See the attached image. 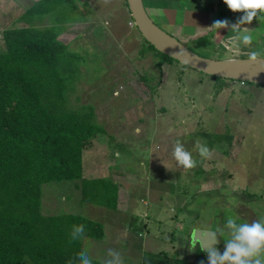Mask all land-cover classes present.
I'll return each mask as SVG.
<instances>
[{
	"label": "rangeland",
	"instance_id": "1",
	"mask_svg": "<svg viewBox=\"0 0 264 264\" xmlns=\"http://www.w3.org/2000/svg\"><path fill=\"white\" fill-rule=\"evenodd\" d=\"M36 1L0 0V49L4 46L3 30L29 24L22 16ZM78 2L83 19L68 24L60 36L84 59L81 80L70 91L69 99L76 108L93 105L98 123L106 130L84 149V176L115 180L112 178L115 170L134 175L130 182L138 184L134 194L138 202L146 183L159 185L160 189L152 192L154 198L164 189L176 190L173 184L189 193L184 194L189 206L186 209H176L173 201L154 202L148 208L142 200L140 212L134 214L142 227L138 231L133 229L119 246L131 241L138 246L143 239L149 240L150 248L144 250L146 259L153 258L151 253L161 248L171 258L187 260L188 253L180 246V229L171 219L176 215L180 220L194 219V227L206 220L214 231L226 233L224 241L234 239L241 246L252 242V236L264 232V84L223 78L226 82L221 85L214 76L179 61L161 68L159 57L152 51L142 54L148 41L128 14L125 0ZM146 9L161 28L200 55L234 57L227 53L229 44L223 42L225 36L235 33V23L219 22L202 36L199 44L194 40L187 43L185 40L190 39L184 38L183 33L196 30L194 25H169L160 21L148 6ZM240 12L241 18L234 21L249 22L238 36L241 49L264 57V0H247ZM54 19L37 16L33 23L45 27L53 24ZM228 134L234 135L230 145L227 139H220ZM154 161L163 164L166 172L160 167V171L156 166L151 168ZM189 182L193 185L186 187ZM76 183L77 180H62L44 184L43 212L80 214L96 221L104 217L105 221V215L92 210L98 205L80 198L81 189ZM144 219L149 220L150 226L146 238L138 235L144 233ZM100 240L82 237L88 257L100 259L103 251ZM192 245L196 260L198 245L193 242ZM119 250L115 255L109 250L102 254L117 258ZM216 257L219 254L215 253V261ZM160 258L165 262V257ZM225 259L219 260L228 264L229 259Z\"/></svg>",
	"mask_w": 264,
	"mask_h": 264
},
{
	"label": "trees",
	"instance_id": "2",
	"mask_svg": "<svg viewBox=\"0 0 264 264\" xmlns=\"http://www.w3.org/2000/svg\"><path fill=\"white\" fill-rule=\"evenodd\" d=\"M78 1L37 0L22 16L29 24L3 30L0 264H105L88 257L82 242L84 236L103 238L100 222L80 214L43 212V185L62 180H77L83 201L111 209L118 206L115 180L84 176V149L106 130L98 123L93 105L76 108L69 99L81 80L84 59L60 36L68 24L83 19ZM235 2L243 12L247 0ZM125 6L132 16L127 0ZM37 16H54L55 22L39 27L33 23ZM146 51L159 57L161 68L177 61L149 42L141 50L142 54ZM214 78L221 85L226 82ZM233 137L228 134L220 139H227L230 145ZM164 259L162 264H190L176 256ZM194 264H211L201 247Z\"/></svg>",
	"mask_w": 264,
	"mask_h": 264
},
{
	"label": "crops",
	"instance_id": "3",
	"mask_svg": "<svg viewBox=\"0 0 264 264\" xmlns=\"http://www.w3.org/2000/svg\"><path fill=\"white\" fill-rule=\"evenodd\" d=\"M143 1L145 7L148 6L149 9L154 11L155 16H157L158 19H160V21L164 20V22L168 23L169 25L179 24L181 27L194 25L196 30L190 31V33H183L184 38L190 39L189 41L185 40L187 43H190V41L194 40L195 43L197 41L199 44L203 38L202 36L205 33L212 31L218 25L219 22H222L223 24L235 23L234 24V27L236 28L235 33L225 36V40L223 42L224 45L229 44V50L228 48H225V50H228L227 53L233 55L234 57H229V58L224 57L221 59H230L235 57L264 58L259 55H250V52L241 49L240 47L241 40L238 39V36L239 34H242L243 28L246 27L249 24V22L246 19L245 20L241 19L242 21H240L239 23L234 21L235 19H240L241 18L240 16L242 15L241 12H240L241 14L239 13L240 8L236 4L235 0H143ZM216 19L219 20L217 21ZM192 34L194 35L192 36ZM233 53H238V55ZM154 162L155 164L151 168L155 169L156 166L157 169L158 167H160L163 171L166 172L165 166L163 164L161 163L157 164L156 161ZM160 168H158L159 171ZM113 172L114 173L112 174V178H116L117 180L115 179V181L119 184V199H118L117 208L111 209L101 205H98L99 208L97 209L92 208V210L97 211L100 214V216H104V215L106 216L105 221H104V217L103 219H101V221L100 219L99 221L97 220L103 225L105 229V233L103 238L100 240L102 242L101 247L103 248V251L100 253L101 255L100 259H96V260L101 261L102 263L105 264H162L163 260L160 257L168 258L170 257V254L165 250H161L160 248L158 249L159 250L158 252L151 253L154 255L153 258L146 259L144 250L150 248L149 240L143 239V242L139 243L138 246H136L135 244L133 245V241L127 242V245H125L124 247L119 246V243H121L123 239L128 238V236L130 235L133 229H136L138 231L142 227L139 224H137L136 219L134 218V214L140 212V202L144 201L143 203L147 205L149 208L151 204L154 202L164 203L167 201H173L174 206L176 205V209L177 207L178 208L185 207L186 209V207H189L186 200V195H189L188 191L186 190L180 191L177 188H181V187H178L177 185L173 184V188L176 187V190L170 188V190L167 191L164 189L163 190L164 192L160 193L157 196V198H154L152 197L153 194L152 192L153 190L155 191L157 189L159 190L160 189L158 188L159 185L146 183V185L144 184L142 185L144 192H143V196L138 202L134 196L135 188H137L138 184L134 185L132 184V182H130L131 177H135V176L116 170ZM93 178H100V176L97 177V175L96 176L94 175ZM177 180L178 178L176 179V181ZM159 183H161V181H159ZM189 184L193 185V183L189 182L185 184L186 187H189ZM76 187H78L77 183H76ZM79 196L82 199L81 190ZM169 205L170 204L167 203V206ZM172 209L174 208L172 207ZM144 215H146V213ZM108 216L109 218H107ZM148 217L149 216H147V218ZM171 219H173L176 226L178 225L180 229L181 232L180 246L185 249V252L188 253L187 260L189 261L190 264H194V262L196 261L194 260V255H192L194 251V247L192 245L193 242L192 233L195 228L192 225V222L194 219L187 220L186 218V221L184 219L180 220L178 219V215L171 216ZM156 221L162 223L161 220L156 219ZM208 224L209 223L206 220H203L201 225H197V226L201 228H209ZM142 225H143L144 233L140 232L138 235L139 237L146 238L148 235L147 231L150 227L149 220L147 219L142 220ZM217 234L219 236V241H220V252L218 253L219 257H216L218 259L217 261H215L216 259L213 258L215 256V253L209 254L210 256L209 262L211 264H220L224 262L223 260H219V259L220 258L225 259L226 256H227L226 259H229L228 264H264V256L263 257L259 256L260 253H264V242L262 240V237H264V232L258 233L259 237L256 235H254V237L252 236L251 237L252 239L250 240L252 242L243 243L244 246H241L240 244H235L234 239H229L227 241H224L225 240L224 236H226V233L220 234L217 230ZM187 237L188 240L186 239ZM108 241H110L109 244ZM184 241H185V246H184ZM196 244L199 246L198 243ZM136 249L138 250L137 254H136ZM106 250L112 251V253L114 252L113 253L114 255L116 254L115 252L119 250L120 251L119 257L115 258L114 256L112 259L108 258L105 253L102 254Z\"/></svg>",
	"mask_w": 264,
	"mask_h": 264
},
{
	"label": "water",
	"instance_id": "4",
	"mask_svg": "<svg viewBox=\"0 0 264 264\" xmlns=\"http://www.w3.org/2000/svg\"><path fill=\"white\" fill-rule=\"evenodd\" d=\"M127 3L139 32L159 52L214 77L264 84V58L218 59L202 56L161 28L149 15L143 0H127ZM192 241L199 244L206 256L220 252L219 236L213 229L195 227Z\"/></svg>",
	"mask_w": 264,
	"mask_h": 264
},
{
	"label": "flooded vegetation",
	"instance_id": "5",
	"mask_svg": "<svg viewBox=\"0 0 264 264\" xmlns=\"http://www.w3.org/2000/svg\"><path fill=\"white\" fill-rule=\"evenodd\" d=\"M208 227H209V228H213L212 225H209V224H208ZM198 247H199V246H198ZM198 247H197V249H198Z\"/></svg>",
	"mask_w": 264,
	"mask_h": 264
},
{
	"label": "built area",
	"instance_id": "6",
	"mask_svg": "<svg viewBox=\"0 0 264 264\" xmlns=\"http://www.w3.org/2000/svg\"><path fill=\"white\" fill-rule=\"evenodd\" d=\"M133 24V22H131Z\"/></svg>",
	"mask_w": 264,
	"mask_h": 264
}]
</instances>
